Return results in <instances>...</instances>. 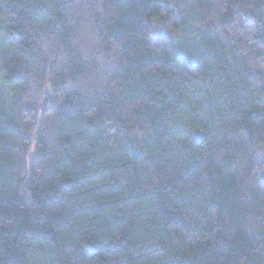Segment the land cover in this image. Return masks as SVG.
I'll return each instance as SVG.
<instances>
[{"label": "trees", "instance_id": "obj_1", "mask_svg": "<svg viewBox=\"0 0 264 264\" xmlns=\"http://www.w3.org/2000/svg\"><path fill=\"white\" fill-rule=\"evenodd\" d=\"M0 95V264H264V0H0Z\"/></svg>", "mask_w": 264, "mask_h": 264}, {"label": "bare ground", "instance_id": "obj_2", "mask_svg": "<svg viewBox=\"0 0 264 264\" xmlns=\"http://www.w3.org/2000/svg\"><path fill=\"white\" fill-rule=\"evenodd\" d=\"M2 70V69H1ZM2 82V81H1ZM4 82V81H3ZM5 84V83H4ZM0 97H1V95H0Z\"/></svg>", "mask_w": 264, "mask_h": 264}]
</instances>
